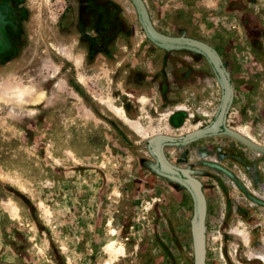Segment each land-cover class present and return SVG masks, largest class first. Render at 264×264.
<instances>
[{"label": "rangeland", "instance_id": "rangeland-1", "mask_svg": "<svg viewBox=\"0 0 264 264\" xmlns=\"http://www.w3.org/2000/svg\"><path fill=\"white\" fill-rule=\"evenodd\" d=\"M219 56L226 132L164 144L204 200L203 264H264V0H141ZM207 58L132 0H0V264H195V203L149 141L208 124Z\"/></svg>", "mask_w": 264, "mask_h": 264}, {"label": "water", "instance_id": "water-1", "mask_svg": "<svg viewBox=\"0 0 264 264\" xmlns=\"http://www.w3.org/2000/svg\"><path fill=\"white\" fill-rule=\"evenodd\" d=\"M134 3L139 19L147 36L156 44L165 48L185 47L202 53L215 72L217 79L221 85L222 93L219 107L214 118L205 126L197 129L182 137H171L167 135H158L149 141V151L156 160L152 166L153 169L170 179H174L185 185L191 192L195 203V217L192 223V232L195 247V264H203V229L202 221L204 216V200L198 182L187 175L182 169L170 164L164 157L162 147L164 144H180L205 135H212L228 131L225 126V117L232 97V87L227 72L217 53L207 44L196 39L188 37H172L159 33L151 25L146 10L141 0H132Z\"/></svg>", "mask_w": 264, "mask_h": 264}]
</instances>
